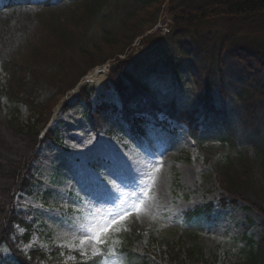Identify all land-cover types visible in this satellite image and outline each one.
Here are the masks:
<instances>
[{
  "label": "trees",
  "instance_id": "1",
  "mask_svg": "<svg viewBox=\"0 0 264 264\" xmlns=\"http://www.w3.org/2000/svg\"><path fill=\"white\" fill-rule=\"evenodd\" d=\"M164 6L178 38L176 59L165 62L179 82L177 66L188 67L194 95L185 104L176 94L162 96L159 87L142 84L130 63L120 62L104 88L118 96L121 110L95 105L94 89H84L76 103H85L94 130L108 135L113 130L106 128L119 115L129 127L122 130L134 138L144 135L147 123L166 127L160 115L185 125L216 175L222 201L245 203L264 217V0H66L56 6L0 0V247L10 248L15 264H67L59 249L21 250L33 225L17 212L15 196L31 191L40 146L58 143L56 131L41 135L61 100L92 70L124 54L155 25ZM19 106L29 112L25 121ZM211 210L189 211L185 222L192 225ZM144 231L132 225L120 251ZM171 251L174 259L203 256L192 247ZM105 252L96 259L76 255L72 264H105ZM237 264H264V235L247 240Z\"/></svg>",
  "mask_w": 264,
  "mask_h": 264
},
{
  "label": "rangeland",
  "instance_id": "2",
  "mask_svg": "<svg viewBox=\"0 0 264 264\" xmlns=\"http://www.w3.org/2000/svg\"><path fill=\"white\" fill-rule=\"evenodd\" d=\"M161 18L164 21L166 17ZM161 23L166 22L158 25ZM160 31L137 40L144 48H137L133 54L136 65L148 57L156 58L154 50L158 48L167 47L170 55L173 49L177 51L173 32ZM216 31L213 29L212 33ZM107 65L113 67L111 63ZM145 72L146 84L159 87L162 96L176 94L183 101L184 94L189 97V91L194 89L186 67L182 70L183 82L176 80L175 70L168 71L167 64L146 67ZM136 73L140 75L143 70ZM141 81L144 83L142 78ZM68 97L55 109L45 129L56 130L60 144L43 148L44 154L36 164L34 194L20 192L15 200L18 211L30 212L34 221L30 241L22 242L24 253L58 247L69 251L65 258L73 261L75 252L83 257L82 253H87L89 257L93 248L103 250L107 246L112 254L107 264H237L246 241L261 239L263 216L245 209L242 203L222 206L216 175L204 165L184 127L176 128L174 136L149 131V137L139 143H132L129 135L121 132L106 137L93 131L84 105H74L68 112L62 110ZM106 98L115 101L112 93ZM4 104L9 105L7 101ZM19 110L22 119L27 120L28 110L24 106H19ZM211 203L214 209L208 219L192 225L185 223L189 210ZM137 204L140 211L133 208L132 215L107 234L106 244H79L97 223ZM134 223L145 230L143 236L129 253H121V235ZM17 231L24 235L23 229L17 227ZM176 247L201 249L203 258L191 259L183 254L174 259L171 250ZM0 253L2 258L11 257L6 247Z\"/></svg>",
  "mask_w": 264,
  "mask_h": 264
},
{
  "label": "snow or ice",
  "instance_id": "3",
  "mask_svg": "<svg viewBox=\"0 0 264 264\" xmlns=\"http://www.w3.org/2000/svg\"><path fill=\"white\" fill-rule=\"evenodd\" d=\"M133 208L135 211H140V205H133L132 208L126 209L122 212L115 213L112 216V219L108 221H100L97 223L93 230H90V235L86 236L85 239L79 241V244H87V243H94L96 245H103L107 243V234L113 230L115 226H118L122 220L127 219L128 216L132 215ZM73 226V230H74ZM79 250V249H78ZM85 258H87V253H82ZM104 253L103 250L99 247L92 249V258L96 259L97 257H103ZM75 259V257H72Z\"/></svg>",
  "mask_w": 264,
  "mask_h": 264
},
{
  "label": "bare ground",
  "instance_id": "4",
  "mask_svg": "<svg viewBox=\"0 0 264 264\" xmlns=\"http://www.w3.org/2000/svg\"><path fill=\"white\" fill-rule=\"evenodd\" d=\"M107 74H108V68L94 71L84 80V83H87L96 88H100L104 83ZM42 154L44 153L42 152Z\"/></svg>",
  "mask_w": 264,
  "mask_h": 264
}]
</instances>
